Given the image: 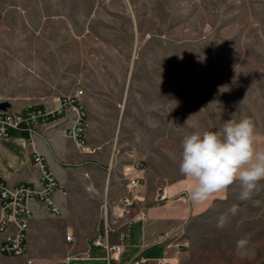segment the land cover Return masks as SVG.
Wrapping results in <instances>:
<instances>
[{
	"label": "rangeland",
	"instance_id": "rangeland-1",
	"mask_svg": "<svg viewBox=\"0 0 264 264\" xmlns=\"http://www.w3.org/2000/svg\"><path fill=\"white\" fill-rule=\"evenodd\" d=\"M78 91L86 148L98 155L83 172L94 187L84 200L100 194L110 212L124 166L179 177L192 131L250 117L264 134V0H0V102L23 112ZM238 196L234 185L217 213L240 204L252 221L237 230L230 216L225 239L209 242L228 263L248 264L256 256L238 257L236 241L264 246V184Z\"/></svg>",
	"mask_w": 264,
	"mask_h": 264
},
{
	"label": "crops",
	"instance_id": "crops-1",
	"mask_svg": "<svg viewBox=\"0 0 264 264\" xmlns=\"http://www.w3.org/2000/svg\"><path fill=\"white\" fill-rule=\"evenodd\" d=\"M70 119L71 113L67 112L64 117L53 122L37 125L31 134L10 128L7 137H0V180L4 184L11 187L26 184L38 189L40 171L32 161V156L38 154L44 158L49 171L64 189V194L55 192L52 195L53 203L60 210L58 216L53 215L42 202L34 198L28 200L30 217L25 254L20 257H1L0 264H25L27 259L32 260L33 264H129L134 258H141L142 264H163L164 260L168 261L166 264H233L227 262L224 246L220 251L217 243L211 249L209 242L226 237L225 229L213 227L215 230H210L209 224H217L220 216L217 207L231 203V188L225 193L216 194L206 204L195 205L187 198L191 189V182L187 178L180 175L163 182L147 168L140 187L145 217L121 230L117 229L121 223L119 219L110 222L108 244L120 245V253L107 261L104 247L95 246L92 241L103 230L105 214L101 208L105 203L108 206L110 203L106 200L102 203L100 194L89 203L84 200L86 193L93 195L90 189L94 187L93 183L85 182L83 172L88 171V164L98 155L94 149H87L86 146L78 149L75 146L67 135ZM108 181L109 175L106 186ZM260 184H264V181ZM162 193L165 198L158 200L157 197ZM237 206L241 208L242 205ZM137 211L138 207L130 215ZM240 211L232 218L239 225L237 230H241L243 223L253 219L241 216ZM261 219V226H264V216ZM13 230L12 225L7 226L0 234V242ZM120 233L124 234L123 239H120ZM163 234H169L166 242L156 245L155 240ZM66 235H70L69 241L65 240ZM182 242L186 244L184 247H175ZM251 247L253 253L249 256L256 257L248 264H264V246L258 248L251 244Z\"/></svg>",
	"mask_w": 264,
	"mask_h": 264
},
{
	"label": "built area",
	"instance_id": "built-area-1",
	"mask_svg": "<svg viewBox=\"0 0 264 264\" xmlns=\"http://www.w3.org/2000/svg\"><path fill=\"white\" fill-rule=\"evenodd\" d=\"M82 92L78 91L72 96L61 97L54 107H29L25 111H0V137H7L8 129L25 130L31 134L35 127L40 124H48L64 117L67 112L71 113V119L67 135L73 140L78 149L86 146L85 139V113L81 103ZM34 166L40 171L39 188L34 186L19 184L14 187L7 186L0 180V234L4 232L7 226L12 225L14 230L0 242L1 257H20L25 254L26 249V231L30 217L28 207L29 199H36L42 202L48 210L55 216L60 214L59 208L53 203L52 195L55 192L64 194V189L58 180L51 174L45 164L44 158L38 154L32 156ZM110 166L107 167L109 172ZM146 165L143 162H133L124 166L121 170L124 185L122 192L116 202L110 207V216L107 217V204L103 205L104 218L103 230L97 234L92 243L95 246H103L105 249V259L120 253V245L108 244V234L111 231L110 222L120 220L117 229L127 228L135 220H142L145 217L144 197L140 192V187L144 182ZM109 175V173L107 174ZM164 194H160L157 199L163 200ZM138 211L130 215L134 208ZM123 232V231H122ZM120 239L124 234L120 233ZM169 234H163L155 240L156 245H162L166 242ZM65 240H70V235L65 236ZM186 244L176 245V248L184 247ZM168 246V245H167ZM141 258H134L129 264H142ZM168 261L163 262V264ZM25 264H33L32 260L27 259Z\"/></svg>",
	"mask_w": 264,
	"mask_h": 264
},
{
	"label": "clouds",
	"instance_id": "clouds-1",
	"mask_svg": "<svg viewBox=\"0 0 264 264\" xmlns=\"http://www.w3.org/2000/svg\"><path fill=\"white\" fill-rule=\"evenodd\" d=\"M179 173L191 182L187 198L192 204H206L234 185L240 201L250 200L264 181V134L250 117L232 118L218 130H194L182 138ZM237 211V205L228 208L217 218L216 227L225 228ZM252 253L250 237L236 241L238 257Z\"/></svg>",
	"mask_w": 264,
	"mask_h": 264
},
{
	"label": "water",
	"instance_id": "water-1",
	"mask_svg": "<svg viewBox=\"0 0 264 264\" xmlns=\"http://www.w3.org/2000/svg\"><path fill=\"white\" fill-rule=\"evenodd\" d=\"M10 107L8 102H0V111H6Z\"/></svg>",
	"mask_w": 264,
	"mask_h": 264
}]
</instances>
